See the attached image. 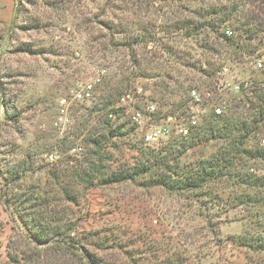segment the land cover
<instances>
[{
    "label": "rangeland",
    "instance_id": "374dc122",
    "mask_svg": "<svg viewBox=\"0 0 264 264\" xmlns=\"http://www.w3.org/2000/svg\"><path fill=\"white\" fill-rule=\"evenodd\" d=\"M223 5L225 16L210 14ZM253 10L250 0H0V264H264V187L102 178L216 152L215 140L185 137L245 99L242 82H264V32L240 62L218 46ZM93 134L106 137L103 159ZM244 160L264 176V161Z\"/></svg>",
    "mask_w": 264,
    "mask_h": 264
},
{
    "label": "trees",
    "instance_id": "16d2710c",
    "mask_svg": "<svg viewBox=\"0 0 264 264\" xmlns=\"http://www.w3.org/2000/svg\"><path fill=\"white\" fill-rule=\"evenodd\" d=\"M250 2L253 4L254 10L242 15L243 20L240 21V24L243 34L239 38L218 33L219 38L225 42V44L219 43L218 46L223 49L225 45L233 48V50L224 49V52L230 54L237 62L242 61L244 55H251L259 50L255 46L254 40L259 37L261 32H264V0H250ZM227 10H229L227 5L216 6L210 14L225 16ZM232 10L235 11V9ZM208 24L212 30L217 26L215 23ZM237 39H243L242 44ZM263 40L264 38H260V41ZM208 49L216 54L221 53L214 47L208 46ZM259 72L264 74V71ZM211 75L212 73L207 74L209 77ZM263 85L262 81L258 83L242 82L240 88L244 91L245 99H233L230 104L232 109L227 113L221 111L216 114L213 110L210 119H203L202 128L193 127L196 130L185 137V143L189 147L198 145L199 141L205 137L219 142L220 147L210 157L201 159L193 166L181 167L171 164L167 158H157L154 155L153 160L157 158L155 162L148 159L142 162L138 169L124 168L121 171L112 172L110 176L102 175L104 185L134 179L142 171L152 174V182L155 185L166 187L171 191H202L206 188L205 184L208 181L212 179L221 181L227 177L241 187L250 188L256 185L264 187V176H258L254 168H247V160H244L264 161V138H260V134L264 133ZM180 90L177 89V91ZM210 91L217 93L216 87ZM121 109L118 107L112 111ZM117 133V130L110 131L111 136H116ZM91 138L89 143L96 148L95 155L103 159L104 155L100 151L106 137L93 134ZM100 171V169L95 170L98 173H101ZM87 175L86 173L85 176ZM259 182L263 183L258 184ZM246 199H249V196Z\"/></svg>",
    "mask_w": 264,
    "mask_h": 264
},
{
    "label": "built area",
    "instance_id": "2783aa9c",
    "mask_svg": "<svg viewBox=\"0 0 264 264\" xmlns=\"http://www.w3.org/2000/svg\"><path fill=\"white\" fill-rule=\"evenodd\" d=\"M225 35L231 37V36H233V32L227 30V31L225 32ZM257 68H258V71H264V57H262V58L258 61V63H257ZM192 94H193L194 97H196V93H195V92H193ZM151 110H154V107H153V106H151ZM216 112H217V113H220L221 110H220V109H217ZM178 131H179V133L184 134V135H187V133H188L184 128H181V129H179ZM154 136H156V134H154ZM150 140H153V135H150V136H147V137H146V141H147V142H149ZM263 143H264V142H263Z\"/></svg>",
    "mask_w": 264,
    "mask_h": 264
}]
</instances>
